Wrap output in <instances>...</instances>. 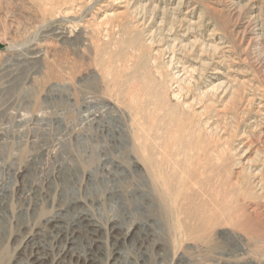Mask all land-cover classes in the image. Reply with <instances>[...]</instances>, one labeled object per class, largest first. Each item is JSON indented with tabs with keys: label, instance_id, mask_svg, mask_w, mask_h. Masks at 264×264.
Returning <instances> with one entry per match:
<instances>
[{
	"label": "rangeland",
	"instance_id": "obj_1",
	"mask_svg": "<svg viewBox=\"0 0 264 264\" xmlns=\"http://www.w3.org/2000/svg\"><path fill=\"white\" fill-rule=\"evenodd\" d=\"M0 159V264H264V0H0Z\"/></svg>",
	"mask_w": 264,
	"mask_h": 264
},
{
	"label": "bare ground",
	"instance_id": "obj_2",
	"mask_svg": "<svg viewBox=\"0 0 264 264\" xmlns=\"http://www.w3.org/2000/svg\"><path fill=\"white\" fill-rule=\"evenodd\" d=\"M0 172H1V170H0ZM21 177H22V186L20 188H21L23 193H27L26 192L27 189H28V191H30L29 187L31 186L30 183H32V180L30 179V177H28V175L26 173H22ZM11 185H12V183H11V181H9L8 184L4 185L2 187V189L0 190V209L1 208L8 209L7 198L9 196V194H10ZM116 188H114V189H116ZM145 192H144V194H142V193H140V194H142L143 196H146ZM151 193H149V194H151ZM71 194H72L71 202H72L73 206H77V203L79 202V198L77 196V191H76L75 185H72V187H71ZM64 217H66V216L65 215H63V216H54V217L49 219V222L53 225V227L58 229L57 230L58 234L63 233L65 231V227L66 226H65ZM7 220H8V214H7V212L3 211L2 215L0 216V225L3 224V222H7ZM79 223L84 224L86 230L89 231V232H92L93 234H95L97 232V229L99 227L98 224H97V221H95L93 216L90 215L87 211L81 212V213L76 215L75 221L72 224L74 230H75V226L78 225ZM112 231L116 234L117 238L119 236L123 240L128 239V237L132 234L130 228H126V229L122 228V224H121L120 221H118V222L115 221L113 223ZM120 232H122V233H120ZM73 234H74V232H73ZM73 234H72L71 237L66 238V244L69 247L70 252L72 253V255H76L78 258H80L81 253L80 252L77 253V254L75 253V251L80 249L79 236L78 235H73ZM117 234H118V236H117ZM37 239H38L37 242L34 243L35 246H34V251H33L32 263H34V264H45L46 263V259H47V251L46 250H47V246H48L49 241L46 240L40 234L37 237ZM101 243H102V241L100 239H98V238L94 239L93 238L92 243H91V245L89 247V250L87 252V256H85L86 262H88V264H100V259H99L97 250H99V248L101 247ZM125 256L126 255L122 251H117L115 256H114V260L116 261V264H127L128 260L124 259ZM119 260H121L120 263H118Z\"/></svg>",
	"mask_w": 264,
	"mask_h": 264
}]
</instances>
